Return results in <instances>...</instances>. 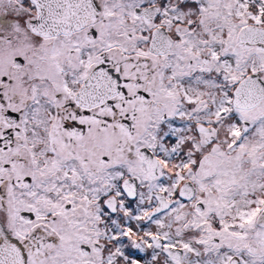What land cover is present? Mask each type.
<instances>
[{
  "label": "snow or ice",
  "instance_id": "1",
  "mask_svg": "<svg viewBox=\"0 0 264 264\" xmlns=\"http://www.w3.org/2000/svg\"><path fill=\"white\" fill-rule=\"evenodd\" d=\"M0 264H264V0H0Z\"/></svg>",
  "mask_w": 264,
  "mask_h": 264
}]
</instances>
